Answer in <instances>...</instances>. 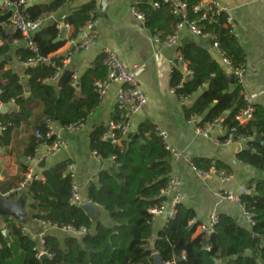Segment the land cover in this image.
<instances>
[{
  "label": "trees",
  "instance_id": "1",
  "mask_svg": "<svg viewBox=\"0 0 264 264\" xmlns=\"http://www.w3.org/2000/svg\"><path fill=\"white\" fill-rule=\"evenodd\" d=\"M6 1L17 6L23 18L31 22L72 8L63 21L71 28L67 39L62 37L61 41L55 42L61 35L59 22L43 24L41 30L30 37L37 52L34 53L28 46L17 51L22 64L33 58L46 59L26 70L30 99L25 98L20 76L13 70L5 69L11 43L24 40V37L20 31L7 33L0 25V44L4 43L0 45V104L14 103L15 107L14 112H0V126L5 127L0 133V148L7 152L13 132L32 116V111L27 108L30 101H37L42 106L43 120L35 127V132L42 136L47 132V120L63 129L83 124L101 104L102 97L96 91L95 83L105 80L108 70L102 54L79 77L77 86H72V79L61 88L52 82L57 67L61 68L65 63V56L55 55L56 52L69 41L78 42L89 23L98 18L96 2L73 7L77 0H48L36 1L32 6L25 7L20 3L30 0ZM184 1L188 5L190 21L196 22L203 32L215 35L223 58L230 61L234 68L245 65V54L237 38L224 27L225 16H217L209 24L207 20H201L202 12L194 13L196 1ZM134 7L145 15L144 26L154 38L166 40L174 33L179 18L173 14L171 3L140 0L134 3ZM209 42L200 39L199 42L178 47L179 57L192 74L187 75L182 65L176 64L172 70L171 84L179 99H194L186 107L185 117L189 121L198 120L200 128L222 120V126L229 130L236 129L237 136L262 137V143L249 142V148L238 156L240 161L259 172V176L247 185L250 192L240 196V204L251 216L253 226L250 229L242 228L229 215L219 214L213 233L204 237L196 234L199 225L194 222L195 212L180 203L175 217L168 219L151 247L155 220L151 211L162 206L163 191L171 178V152L159 130L149 122L140 124L137 131L139 138L129 133L118 145L103 139L109 130L100 126L91 134L90 147L103 160L115 157L117 167L99 174L98 185L89 187L87 201L107 213L108 222L100 219L94 223L82 207L71 202L74 180L67 172L70 162L55 163L42 169V179L29 181V188H25L30 196L28 208L32 213L25 212L24 220L1 215L7 237L0 227V264H153L154 253H158L168 264L175 260L177 264H203L207 248L208 256L218 264H264V108L254 107V119L240 125L236 117L248 107L243 86L230 83L223 59L220 61L212 57ZM120 115L116 106L111 121H118ZM223 140L224 137L221 138ZM40 145L41 139L34 135L24 156H33ZM1 160L11 172L10 159ZM194 163L200 168H208L212 161L195 160ZM215 164L218 169H224L218 162ZM22 168L25 175L27 163ZM7 198L16 199L14 195ZM28 218L45 222L58 230L77 232L84 229L86 232L64 239L45 235L44 249L50 257L42 260L37 258L41 249L40 238H33L23 231V222Z\"/></svg>",
  "mask_w": 264,
  "mask_h": 264
},
{
  "label": "crops",
  "instance_id": "2",
  "mask_svg": "<svg viewBox=\"0 0 264 264\" xmlns=\"http://www.w3.org/2000/svg\"><path fill=\"white\" fill-rule=\"evenodd\" d=\"M36 1L44 2L48 0H35L28 3L31 2L33 5ZM91 1L96 2L99 12V25L96 28L97 39L93 46L74 53L69 64L70 68H73L79 77L82 76L94 65L100 55H104L103 51L107 48L118 55L120 62L125 67L135 69L137 83L146 95L148 102L142 111L132 117L130 133L137 134L140 124L149 122L160 133L165 134L166 146L180 152L181 159L175 161L172 158L171 177L177 176L181 181V204L195 212L194 222L200 226L206 225L213 214H227L240 227L250 229L251 225L240 205L235 202L219 204L214 195L216 191L227 190L241 196L243 194L242 189L259 176V172L255 168L243 163L238 158L242 151L249 148L248 144L223 145L221 142L223 137L222 120L212 127L207 136L198 134L196 132V128L199 127L197 125L198 120L194 119L195 122L191 123L192 121L187 120L185 117V109L192 104L194 99L191 98L189 101L183 102L173 92L170 59L176 60L179 57L178 47L193 42L195 36L190 29L184 28L180 31L179 40L175 47H162L154 41V37L145 26L142 27V24L136 19L132 9L137 0H108L106 6L103 5V0H77L73 7ZM216 1L230 9L236 24L237 40L245 54L247 68L243 85L245 100L252 107L264 108V0ZM28 3L23 1L21 5L26 7ZM10 9L13 8L6 5L0 7V16L8 13ZM69 9L72 8L68 7L56 14L47 16L42 20L43 24L59 22L62 34V29L65 27L63 21L70 12ZM70 31L71 28L68 31L64 30L62 37L67 39ZM82 38L81 35L78 42ZM0 45L3 46L4 43ZM25 46H28L25 38L24 40H14L11 43L10 52L6 57L8 64L5 65V69L13 70L20 76L25 88V98L30 99L31 94L28 89V77L26 75L28 67L20 62L17 52ZM208 46L212 57L221 61V56L215 51L210 42ZM72 50L73 46L69 41L55 55L65 56ZM227 72L230 76L228 69ZM58 81L55 83L57 87ZM120 88V84H112L102 98L99 108L89 115L78 130L63 129L56 125L57 133L61 135L68 147L56 156L48 157L45 168L55 163L69 161L70 165H73L74 183L84 203L88 202L89 187L92 184L98 185L99 174L102 171L117 167L113 160H103L91 149L90 137L97 127L105 126L109 129L112 114L117 106L116 98ZM1 106L3 105L0 104ZM5 106L9 107L6 113L14 112V103ZM27 108L32 111L30 120L13 132L12 142L7 152L0 148L1 195L3 191L21 182L24 176L22 166L27 163L24 151L36 133L35 127L43 120V109L39 102L30 101ZM2 158L10 159L11 172L1 160ZM195 160L218 162L224 168L223 170L232 176L231 180L225 184L220 183L216 177L203 181L191 169L190 164ZM36 172L41 175L42 169L38 167ZM163 197L162 205L167 209L172 202V195L163 194ZM15 198L14 200L23 201L24 212L32 213L28 208L30 196L27 191H21L18 195H15ZM101 212V220L108 222L107 213L102 209ZM167 222L168 216L166 213L155 218L153 237L150 241L151 247H153L156 236L164 229ZM23 224L24 229L36 239L47 234L54 235L59 239L74 235L73 232L67 229L50 228L45 232L40 221L30 218ZM0 227L3 230L5 228L1 216ZM196 234L199 235L198 231Z\"/></svg>",
  "mask_w": 264,
  "mask_h": 264
},
{
  "label": "built area",
  "instance_id": "3",
  "mask_svg": "<svg viewBox=\"0 0 264 264\" xmlns=\"http://www.w3.org/2000/svg\"><path fill=\"white\" fill-rule=\"evenodd\" d=\"M31 2L35 0H30ZM196 1L195 6L193 7L194 13H200L202 12L201 20H207L209 24L213 23L215 17L224 15L225 16V23L224 27L229 29L231 35L235 38H237V30H236V24L234 21V18L232 17L230 13V9L221 4L220 2L216 0H194ZM165 3H171L172 4V12L173 14L179 18V22L175 27L174 33L169 36L166 40H161L159 38H154V41L161 45L162 47L166 48H172L175 47L178 40H179V34L180 31L184 28L190 29L192 34L195 37H198L200 39L209 40L212 42V47L215 49V51L221 56L223 59V63L227 67L230 74L234 75L235 77V83H238L240 85H244L245 77L247 74V68L246 65H241L238 68H234L230 61L223 58V55L219 49L218 43L215 41L216 37L213 33L210 32H203V30L197 25L196 22H191L188 15V5L184 0H164ZM6 6H9L14 9V14L12 19L5 25H2L3 28L6 30L7 33L20 31L23 35V37L26 39V41L29 39V42H27L28 47L36 53L35 46L31 43L30 37L33 34L34 31L41 28L43 25V21H27L23 18L21 12L19 11L18 7L15 5H12L8 3L5 0ZM22 3V2H21ZM20 3V5H21ZM135 3H138L137 1ZM155 7H159L158 4H154ZM136 19L144 25L145 21V15L142 13H139L136 8L133 6L132 9ZM181 18V20H180ZM99 25V19L92 20L89 25L87 26L86 31L82 34L83 38L81 41H71L73 50L65 55V63L64 66L61 68L57 67V74L52 79V82L55 83L59 80L60 76L64 71L67 69H70V62L74 55V53H77L82 50H86L89 47L93 46L97 39L96 34V28ZM64 30L68 31L70 30V27L68 25H65ZM104 65L106 66L108 70V74L105 80L98 81L95 83V89L100 95V97H104L109 90L110 86L114 83L120 84L121 88L119 89L117 93L116 98V105L118 109L121 112V115L119 117L118 121H111L109 123V132L108 134L103 138L104 140H107L113 144H120L122 140H124L130 133L131 129V119L132 117L142 111L145 106L147 105V97L144 94V92L140 89L136 76H135V69H128L125 67L119 60L118 55L112 51L111 49H104ZM46 59L41 58H33L30 59L27 63L24 65L27 67H33L38 63L45 62ZM180 63L182 65L183 70L187 75H191L192 73L188 70L187 65L185 62L181 60L180 57L175 59H170V64L173 70V67ZM73 74H72V86H77L79 83V76L77 72L72 68ZM173 92L175 93V89L173 88ZM183 102H186L187 99H182ZM248 103V102H247ZM254 113L255 108L252 107L248 103V107L243 110L239 115H237L236 120L240 123V125H246L250 121L254 119ZM191 123H194V120H191ZM220 120L214 121L212 124L208 125L205 128H196V132L200 135L207 136L210 133V130L212 127L219 122ZM47 125V132L45 136H42L39 132H36L35 135L37 138L41 139V145L38 146L34 150V155L27 158V165H28V171L24 175V180L21 181L18 185L12 186L9 191L6 193H2V197L7 198V196L10 195H17L21 191L25 190L26 185L31 180H40L42 179V176L36 172V168H38V165L43 159H47L48 157L56 156L58 153H60L62 150L66 149L68 147L67 143L64 141V139L57 133L56 125L51 121H46ZM82 124L72 126L71 130H78ZM5 130V127L0 126V133ZM221 130L223 132L224 140L222 141L223 145H231V144H248L249 142H253L256 140V137L254 136H237L236 129H227L222 126L221 124ZM161 136L165 137L164 133H160ZM167 149L171 152L172 158L175 161H178L181 159V154L179 151L172 149L169 146H166ZM115 158V157H114ZM114 158L112 160L114 161ZM191 169L193 172L203 181L211 180L214 177L219 179L220 183L225 184L226 182L230 181L232 176L229 175L225 170L218 169L216 164L213 162L208 168H200L198 167L194 162L190 164ZM73 165H69L67 172L71 175V177L74 180V173H73ZM181 181L179 177L173 176L170 178L166 189L163 191V194H171L172 195V202L170 206L166 209L163 205L161 207L154 208L151 212L154 215V218H156L158 215L166 213L169 218H174L176 214V208L177 206L182 202V195H181ZM243 194L250 192L248 187H245L242 189ZM215 198L217 199L219 204L226 203V202H235L242 208L243 212L245 213L249 223L251 226H253V222L251 219V216L244 211V208L240 204V196L235 194L232 191L222 190V191H216L214 193ZM71 202L77 206L82 207L85 203L81 199L78 188L76 184L73 182L72 185V193H71ZM219 221L218 215L213 214L209 222L206 225H199L198 227V233L203 235L204 237L209 236L211 233H213L215 226L217 225ZM41 226L43 230L46 232L48 229L52 228L50 225L46 224L45 222H41ZM4 230H6V225ZM71 232H73L75 235H82L86 231L84 229L79 230L77 232L68 229ZM7 231V230H6ZM24 232L28 233L25 229H23ZM45 236L40 237V246L41 249L38 252L37 258L41 259L43 255H46L47 257H50V255L47 253V251L44 249L45 245ZM209 251V248H207Z\"/></svg>",
  "mask_w": 264,
  "mask_h": 264
},
{
  "label": "water",
  "instance_id": "4",
  "mask_svg": "<svg viewBox=\"0 0 264 264\" xmlns=\"http://www.w3.org/2000/svg\"><path fill=\"white\" fill-rule=\"evenodd\" d=\"M107 1L108 0H103L104 6H106ZM139 1L140 0H137V2H139ZM5 5H6L5 0H0V7H3ZM31 5H32V3L30 2V3H28V5L26 7H30ZM13 14H14V9H10L8 11V13H6L3 16H0V25L7 24L10 21V19L13 17ZM180 20H181V18H180ZM142 27H144L143 24H142ZM40 30H41V28L37 29L36 31L33 32V34L39 32ZM63 32H64V29H62V34L58 38L55 39V42L61 41L62 36H63ZM194 41L199 42L200 38L195 37ZM27 42H29V39L27 40ZM72 74H73L72 68L64 71L59 78L58 87H60V88L63 87L66 84V82L69 79H71ZM229 81L232 85L235 84L234 75L231 74L229 76ZM212 106H214V104ZM8 109H9V107L3 105L0 107V112L6 113L8 111ZM226 114H229V112H227ZM134 138H139V135L135 134ZM255 141L257 143H262V137L260 135L256 136ZM46 162H47V160L43 159L40 162V164L38 165V167L40 169H44L46 167ZM28 188H29V184L26 185V189H28ZM82 208L90 216V218L92 219V221L94 223H97L101 219L102 212H101V209L99 208V206L93 204L92 202H87L82 206ZM24 213H25L24 212V203L22 200H19V199L13 200V199H9V198H4L0 195V216L1 215H10V216L15 217L17 219H22L24 217ZM110 217H112V214L110 215ZM2 234L5 237H7V231L6 230H3ZM91 253H92V251L90 250V254ZM46 258H47L46 255H43V257H41L42 260H44ZM152 259H153V264H168L162 260L161 256L158 253H154L152 255ZM177 262L178 261L175 260L173 263H170V264H177ZM203 264H217L216 260H212L208 256V250L204 251V262H203Z\"/></svg>",
  "mask_w": 264,
  "mask_h": 264
},
{
  "label": "rangeland",
  "instance_id": "5",
  "mask_svg": "<svg viewBox=\"0 0 264 264\" xmlns=\"http://www.w3.org/2000/svg\"><path fill=\"white\" fill-rule=\"evenodd\" d=\"M221 142H222V141H221ZM18 194H19V193H18ZM18 194H17V195H18ZM24 216H25V215H24ZM24 219H25V218H22L21 220H24ZM25 221H26V220H25Z\"/></svg>",
  "mask_w": 264,
  "mask_h": 264
}]
</instances>
